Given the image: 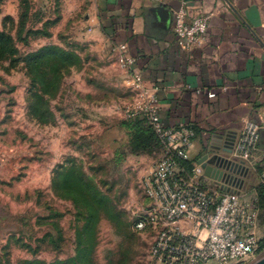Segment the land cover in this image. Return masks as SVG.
<instances>
[{
	"label": "rangeland",
	"instance_id": "1",
	"mask_svg": "<svg viewBox=\"0 0 264 264\" xmlns=\"http://www.w3.org/2000/svg\"><path fill=\"white\" fill-rule=\"evenodd\" d=\"M96 13V0H0V264H149L155 232L135 224L162 146L129 117L135 92ZM263 180L255 154L231 182L257 199Z\"/></svg>",
	"mask_w": 264,
	"mask_h": 264
},
{
	"label": "crops",
	"instance_id": "2",
	"mask_svg": "<svg viewBox=\"0 0 264 264\" xmlns=\"http://www.w3.org/2000/svg\"><path fill=\"white\" fill-rule=\"evenodd\" d=\"M182 2L189 19L210 16L204 42L192 50L178 47L173 30L174 10ZM96 7L110 51L117 57L115 46L127 43L146 84L158 86L165 124L194 126L192 165L206 153L227 154L244 121L261 120L264 0H96ZM261 134L256 154L263 159L264 130ZM203 181L236 192L231 181L206 176Z\"/></svg>",
	"mask_w": 264,
	"mask_h": 264
},
{
	"label": "built area",
	"instance_id": "3",
	"mask_svg": "<svg viewBox=\"0 0 264 264\" xmlns=\"http://www.w3.org/2000/svg\"><path fill=\"white\" fill-rule=\"evenodd\" d=\"M210 16L189 19L186 2L174 10L173 30L178 47L192 50L207 34ZM117 61L129 74L135 92L129 109L131 119H143L162 146V156L144 179L151 205L135 227L152 230L154 240L149 264H243L259 249L257 199L238 192L208 186L198 163L188 166L196 135L190 122L167 125L162 120L157 85H148L137 67V57L127 43L115 46ZM264 130L259 122L246 119L229 160L238 167L252 164Z\"/></svg>",
	"mask_w": 264,
	"mask_h": 264
},
{
	"label": "water",
	"instance_id": "4",
	"mask_svg": "<svg viewBox=\"0 0 264 264\" xmlns=\"http://www.w3.org/2000/svg\"><path fill=\"white\" fill-rule=\"evenodd\" d=\"M231 152L232 149L227 154H204L198 160V164L204 169V175L222 182H230L234 179L235 174L238 172V167L228 158V154ZM253 264H264V257Z\"/></svg>",
	"mask_w": 264,
	"mask_h": 264
},
{
	"label": "trees",
	"instance_id": "5",
	"mask_svg": "<svg viewBox=\"0 0 264 264\" xmlns=\"http://www.w3.org/2000/svg\"><path fill=\"white\" fill-rule=\"evenodd\" d=\"M1 41V40H0ZM1 50V48H0ZM11 53H14L15 49L12 48L11 46ZM54 53V46H51V47H43L41 48L38 52H36L34 55H32V59L34 61H36V63H43L49 56H51L52 54ZM54 55V54H53ZM49 61H54V57H52ZM132 121H137L136 123H134L135 125L140 122L141 124L145 125L146 127V130L143 129L142 127H139L138 128V132H144V133H147L149 132L150 136L152 138H154L157 142L158 139L157 137L155 136L152 128L146 124V122L143 120V119H140V118H136V119H132ZM137 126V125H136ZM141 128L144 130L142 131ZM160 143V142H159ZM162 148V147H161ZM189 164V162H188ZM190 166L192 165L191 164V161H190ZM257 203H258V208H259V218L261 216H264V180L263 182L259 185L258 189H257ZM263 239V240H262ZM260 239L259 243L262 242V245L264 243V237Z\"/></svg>",
	"mask_w": 264,
	"mask_h": 264
}]
</instances>
